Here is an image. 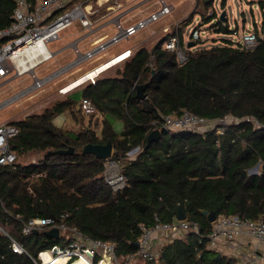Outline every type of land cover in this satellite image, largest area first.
<instances>
[{"label": "trees", "instance_id": "16d2710c", "mask_svg": "<svg viewBox=\"0 0 264 264\" xmlns=\"http://www.w3.org/2000/svg\"><path fill=\"white\" fill-rule=\"evenodd\" d=\"M212 2L196 0L205 8ZM15 4L0 0V28L11 22ZM258 5L264 9V0ZM200 15L204 22L217 17L213 10L210 16ZM189 23H177L151 48L140 45L115 75L82 88L81 96L102 114L99 134L89 125L70 131L52 122L57 114L67 113L82 124L79 100L70 95L9 121L18 128L8 140L16 159L0 165V225L27 254L13 252L0 233V264H34L30 256L38 251L54 243L64 246L61 236H48L46 230L21 232V222L30 217L61 214L84 234L112 242L117 257L126 260L137 252L143 227L177 220V205L186 220L198 223L199 234L161 237L158 248L153 241L154 259L135 256L125 264H236L235 257L220 252L215 258L219 251L207 247L215 219L210 222L201 210L216 217L237 214L264 220V21L258 32L253 29V47L230 40L192 47L186 62L178 65L175 53L162 48L163 39L180 36ZM212 25L216 31H230L219 16ZM141 83H146L144 98L136 96ZM181 109L208 119L231 115L238 120L218 122L202 132L157 127L160 137L147 145L148 133L157 126L153 122ZM112 119L122 121L120 132ZM107 140L112 143L110 159L120 162L124 178L119 189L105 180V159L82 152L86 143ZM68 146L74 147L73 154L53 152ZM134 147L138 152L128 157ZM30 153L37 155L34 162L20 161Z\"/></svg>", "mask_w": 264, "mask_h": 264}, {"label": "built area", "instance_id": "2783aa9c", "mask_svg": "<svg viewBox=\"0 0 264 264\" xmlns=\"http://www.w3.org/2000/svg\"><path fill=\"white\" fill-rule=\"evenodd\" d=\"M172 8L171 4L160 0L159 7L144 18L126 25L117 21L116 32L107 38L99 39L88 50L81 52L74 45L77 57L72 63L101 53L112 44L128 38L138 30L166 15ZM93 11L91 3L87 0H16L11 22L0 28V81L7 77L26 75L31 78V82L12 97L0 102V107L15 97L41 87L50 79L51 74L39 76L36 72V67L52 57V51L47 45L48 41L59 38L60 33L74 21H79L82 26L90 29V14L94 13ZM167 28L165 27L164 31ZM233 34L237 35L236 32H233ZM199 37V30L196 28L191 29L187 39L180 38L177 33L168 34L162 46L174 52L177 63L181 65L187 60V49L191 48L187 46V43L193 42L195 44ZM235 41L250 48L255 45L256 34L254 31L249 30L242 36L237 35ZM129 54L130 49H126L111 57L109 61H113L118 57H127ZM31 61H33L32 65ZM72 63L62 66L56 72L58 73L60 70L68 68ZM92 73L93 69L77 78L81 79L80 82L87 79L94 82L95 79ZM69 86H71V83L64 85L60 90L64 92L68 90ZM79 105L81 112L84 114L97 112L95 105L89 98L81 97ZM227 116L221 119H208L186 109H181L178 112L162 114L153 124H157L155 126L158 128L161 127L169 131L189 130L202 132L212 128L219 120L223 121L225 118H230L232 122L238 120L234 116ZM17 132L18 128L14 124L9 122L0 123V165H11L15 162V153L9 148L8 140ZM103 162L105 166V160ZM112 164L115 166L116 163L112 160L104 169L105 180L113 189L122 188L125 183L121 169L119 166L113 169ZM66 216V214H61L59 217L34 216L21 222V232L24 234L31 233L34 229L40 232L41 230L56 227L59 231L58 237L61 236L66 243L64 246L54 243L38 251L36 256H30L34 264H52L53 258L59 254L66 257L63 264H74L79 258H83L85 264H125L126 261L133 259L135 256L150 260L156 257L153 252V233L159 232L161 237H174L189 231L199 234L198 223L194 220L177 219L171 222H158L151 228L143 227L142 235L138 241L137 252L129 254L127 259L123 260L117 257L115 246L112 242L95 239L84 234L76 226L70 225L66 220ZM0 233L9 239L10 248L13 252L27 254L21 242L1 225ZM243 233L251 235L257 242L264 243V220L261 218L243 219L237 214L219 215L213 221L211 231L208 234L207 247L219 251ZM259 259L260 256L254 251L251 255L244 257L243 261L244 264H257Z\"/></svg>", "mask_w": 264, "mask_h": 264}, {"label": "rangeland", "instance_id": "374dc122", "mask_svg": "<svg viewBox=\"0 0 264 264\" xmlns=\"http://www.w3.org/2000/svg\"><path fill=\"white\" fill-rule=\"evenodd\" d=\"M92 3L93 9H96L94 13H92L90 20L93 23V20L95 23L101 22L103 19H106L107 17H116L115 13H119L120 10H131V8L134 5L141 4L142 1H146L143 3V5H140L137 10L131 11L128 15L125 16L124 23L125 24H131L138 20V18H144L146 17L152 10H156L159 7L160 0H132V1H123V0H89ZM115 1L117 2L115 4ZM119 1V3H118ZM123 1V2H122ZM165 2L171 4L173 6V10L171 13L160 17L158 20L154 21L152 24H150L149 27L152 28L153 35H148V29L144 28L140 31H138L136 34H133L129 40L123 39L118 44L114 46H125L131 43H135L140 41L141 37H144L145 35L148 36L147 39H149V43H144L142 45L147 46L150 48V45L152 42L156 40L157 37H159L161 34L159 32H162L161 29L164 27L167 28V32L172 30L176 24L181 23L182 21L190 23L187 25L185 29L182 31V37L184 39H187L190 35L191 29H198L199 30V40L196 41V44L193 46V48L198 47H210L212 45H221L225 43L227 40L235 41L238 36H242L249 30L253 31L254 27H257V32L262 28V24L264 21V9H261V7L258 5L259 0H225L224 5L221 4L222 0H213L211 7L205 8L202 7L199 3L196 4V0H164ZM113 3L115 6L110 5ZM108 5L110 7H108ZM140 10V11H139ZM215 11L217 17L219 14L224 11L225 12V20H221L222 24L226 25L227 28L230 30L228 32H222V31H216V28L212 25L217 20V17L213 18L210 22H204V18L200 15V13L203 14V16H210L211 12ZM141 14V15H140ZM139 15V16H138ZM138 16V17H137ZM93 23V25L95 24ZM78 25V22H73V26ZM111 25H108L106 28L110 27ZM64 32V31H63ZM63 32L60 34L62 35ZM233 32H236L237 35H234ZM112 33H115V29L112 31ZM150 33V32H149ZM69 40H71V37L63 38L62 40H58L56 43L57 45H63L66 44ZM50 47V43L48 44ZM134 48V47H133ZM73 50V49H72ZM81 51H84V48L81 49ZM73 58L76 56V53L72 51ZM41 65V66H40ZM38 67L41 68V71H39L38 67H36V71L39 75H42L45 71H51L54 63L48 64L47 66L45 63H41ZM51 66V67H50ZM46 67V68H45ZM45 69V70H44ZM66 79V78H65ZM63 78L62 81L54 84L51 83L48 86H44L41 90L34 91L26 96H24L21 99L20 96L14 99H18L11 103L10 105L6 106L5 108L0 109V121L10 118H16L18 115L23 114L24 112H34L37 110L42 109L45 105H48L52 102L54 98V94L52 92H55L61 83L65 81ZM31 82V78L27 77L25 80L20 83L19 85H27ZM69 82V81H68ZM3 87L0 86V90ZM77 96V99L79 98V93L75 94ZM2 102V101H1ZM62 116L66 118L65 123H62ZM231 115L227 116L230 117ZM97 117V118H96ZM92 116L88 119V117L83 116L82 119L84 122L82 124H77L74 122H71V118L66 113L61 114V117H56V121L58 122L60 120V125L63 124L65 129L70 131H77L81 129L82 126H86L89 123V127L93 129L96 134H99L100 132V118L99 116ZM221 119V118H220ZM11 120H7L1 123H8ZM89 121V122H88ZM220 124L221 123H230L232 122L230 118H225L222 120L217 121ZM113 127L117 132H120L122 129V121L113 120L112 121ZM204 128V127H203ZM131 150V149H130ZM139 148L134 149L133 151H128L127 153L128 157L134 156L138 152ZM37 158V155L35 153H30L29 155H25L24 158H21L20 161H35ZM113 160V159H112ZM111 159L105 160V169L108 166V163L112 161ZM116 164L115 166H119L120 168V162L113 160ZM121 169V168H120ZM154 237L155 246L158 248V246L163 242L159 239H161V234L159 232H155L152 234ZM156 248V249H157ZM143 261H136L135 264H142Z\"/></svg>", "mask_w": 264, "mask_h": 264}, {"label": "crops", "instance_id": "0c3cea01", "mask_svg": "<svg viewBox=\"0 0 264 264\" xmlns=\"http://www.w3.org/2000/svg\"><path fill=\"white\" fill-rule=\"evenodd\" d=\"M87 1L90 2L89 0H87ZM123 1L125 2V1H128V0H123ZM129 1H132V0H129ZM145 2L146 1H142L141 4L134 5L131 8V10H128V11L127 10L124 11V9L120 10L119 13L118 12L115 13L116 17H112L113 16L112 15L111 17H107L106 19H103L99 23H95V21L93 20V23H95V24L93 25V23L91 22L90 29L82 26V24L79 21H76V22H78V25L73 26V23H72L70 26L65 28L63 30L64 32L62 31L63 34L62 35L60 34L59 38H57L56 40L48 41V43H47V45L50 43V47L49 46L48 47L52 51V57L47 59V60H45L44 63H45L46 66L49 63L50 64L54 63V66H53L51 71H45V72H41V73H43L42 75L51 74L50 79L46 83H44L41 87H39L37 89H33V90H31V91H29L27 93H24V94L20 95V98H18V99H21L24 96H26V95L34 92V91L41 90L44 86H48L51 83L56 84V83L62 81L63 78L64 79L66 78L65 81L63 83H61V85L58 86L56 91L52 92L54 94V98L53 99L61 98L63 96H67V95H70V96H72L74 98H77V96L75 94L79 93L78 100H80V98L82 97L81 96V90H82V88L85 85H87L88 83H94L95 80L98 79V78H102V77L109 76V75H115L116 68H121L123 63L125 62V60L130 58L132 53L140 45H142L144 43L143 41H145V43H146V41H147V43H149V39H147L148 38L147 35H145L144 37H141L140 41H138V42L131 43V44H128V45H125V46H122V47L114 46V45L118 44L121 40H123V39H121L117 43H114L111 46L107 47L101 53H99L97 55H94V56H92V57H90L88 59L76 62V63H72L77 57V53L74 50L75 49L74 45L78 47L79 51H81L82 48H84V51L88 50L99 39H104V38H107V37L111 36L113 34L112 31L114 29H115V32H116V29H117L116 22L117 21L121 22L123 25H126L124 23L125 16L128 15L131 11L139 9L138 7L140 5H143V3H145ZM116 3L117 2L115 1V4ZM118 3H119V1H118ZM91 5H92V3H91ZM110 5L115 6L113 3H111ZM108 7H110V6L108 5ZM93 10H94L93 12L96 11V9H93ZM172 10L169 13H171ZM152 11H154V10H152ZM169 13H167V14H169ZM91 15L92 14H90V17H91ZM138 19H140V18H138ZM108 25H111V26L106 28ZM149 26H150V24L148 26L144 27V28H147ZM144 28H142V29H144ZM164 28L161 29L162 32H159V34L168 33L167 31H164ZM142 29H140V30H142ZM147 29H148V35L151 36V35L154 34L151 27H149ZM140 30H138V31H140ZM163 35L161 34L159 37H157L156 40L151 43L150 48L157 41L162 39ZM131 36H129L126 39L129 40L131 38ZM68 37H71V40H69L66 44H63L61 46L56 44L59 39L62 40L63 38L65 39V38H68ZM180 38H182V35H180ZM163 41H164V39H163ZM162 48H164V47L162 46ZM126 49H130L129 56L123 57V58L121 57L120 60H116L115 59L113 61H109L111 59V57L119 54L120 52H122V51H124ZM72 51H74L76 53V56L74 58H73V55H72ZM81 52H83V51H81ZM68 63H72V64L68 68H66L64 70H60L58 73L56 72L58 69H60L64 65H67ZM102 66H103V68H101ZM39 67H38V69H39L38 72H40L41 69H42V67L41 68H39ZM94 67L98 68L97 70H99V68H100L99 71H97V72L95 71V72L92 73L94 75V79H95L94 82H91L89 79H87V80H84L82 82H79L78 84H76V85H74L72 87L69 86L67 88L68 90H66L64 92H62L60 90L61 87H63L64 85H67V84L71 83V80L79 77L80 75H82L83 73L89 71V69H92ZM42 75H39V76H42ZM25 78H27L26 75H23V76H20V77H7V78H4L3 80H1L0 81V86L3 87V88L0 90V102L12 97L15 93H18V91H20L23 88H25L26 86H28L30 83L27 84V85H19L20 83H22L25 80ZM133 87H134V85H133ZM15 98H17V97H15ZM18 99H14L13 98V99L9 100L8 103H6L5 105L1 106L0 109L5 108L6 106L10 105L11 103H13L14 101H16ZM37 111H39V110H37ZM26 114H28V112H26V113L24 112L23 114L18 115V117H16V118H10V119L1 120L0 123L4 122V121H7V120H16L18 118L23 117ZM61 114H63V113L57 114L52 119V122L56 126L64 127L63 124L60 125V120L58 122L56 121V117H58V116L61 117ZM101 115L102 114L100 112H97V113H95L94 116L95 117L99 116V118L101 119L102 118ZM83 116L88 117V119L91 117L90 114H84V113H83ZM62 117H63L62 118V123H65L66 118L64 116H62ZM113 120H117L118 121L119 119H112V121ZM71 122H74V123H77V124H81L80 121L77 122L73 118H71ZM87 125H89V123ZM112 126H113V124H112ZM254 251H256L258 253V255L260 256L259 262L257 264H264V243L257 242L251 235L243 233V234H240L235 240H233L230 243H228L227 246H225L224 248H221L219 250V253L221 252L223 254H227V255L229 254L230 256L235 257L236 264H244V261H243L244 257L251 255Z\"/></svg>", "mask_w": 264, "mask_h": 264}, {"label": "water", "instance_id": "95a60500", "mask_svg": "<svg viewBox=\"0 0 264 264\" xmlns=\"http://www.w3.org/2000/svg\"><path fill=\"white\" fill-rule=\"evenodd\" d=\"M219 18L221 20H225V12L224 11H222L219 14ZM187 45L193 46L194 44H193V42H189ZM145 86H146V83H141V84H138L136 86V96L137 97L144 98L146 96V93L144 92ZM160 135H161L160 130L157 127L153 128L148 133V135L146 137V144L148 145L153 140H157L160 137ZM134 149H136V148L134 147L133 149H131V151ZM53 152L59 153V154H73L74 153V147L68 146L65 149H58V150H55ZM82 152L83 153H91L96 158H99V159H110L111 153H112V143L109 140H107L105 143H86L82 147ZM201 213L203 215H205L210 222H212L216 218L215 213L212 211L208 212L207 210L202 209ZM176 218L178 220L186 218V215H185V213H184V211L180 205H177ZM33 233H38V230L34 229ZM45 234H47L48 236H51V237H58L59 231H58V228L52 227L50 229H47L45 231ZM137 245H138V243H136V246ZM220 256H221V253L218 252V253H216L215 258H218Z\"/></svg>", "mask_w": 264, "mask_h": 264}, {"label": "bare ground", "instance_id": "6f19581e", "mask_svg": "<svg viewBox=\"0 0 264 264\" xmlns=\"http://www.w3.org/2000/svg\"><path fill=\"white\" fill-rule=\"evenodd\" d=\"M188 43H189V42H188ZM188 43H187V44H188ZM187 46H188V45H187ZM120 58H121V57H118V58H116V60H120ZM30 63H31V65H32V64H33V61H31ZM101 68H103V66H102ZM92 69H93V72H95V71L97 72V71L100 70V68H99V70H97L98 68H95V67L92 68ZM89 70H91V69H89ZM80 81H81L80 78H75V79L71 80V86H70V87H72V86L78 84ZM69 84H70V83H69ZM135 148L138 149V147H135ZM130 151H131V150H130ZM130 151H129V152H130ZM132 151H133V150H132ZM129 152H127V153L129 154ZM105 160H108V159H105ZM112 167H113V169H116V166H114V164H112ZM65 259H66L65 255L59 254V255H57L56 257L53 258V260H52V264H63L64 261H65ZM74 264H85V261H84L83 258H79V259H77V260L75 261Z\"/></svg>", "mask_w": 264, "mask_h": 264}]
</instances>
